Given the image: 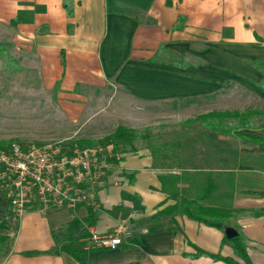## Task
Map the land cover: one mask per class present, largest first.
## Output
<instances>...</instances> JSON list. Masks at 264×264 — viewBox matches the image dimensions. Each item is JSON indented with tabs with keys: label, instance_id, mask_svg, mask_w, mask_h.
Here are the masks:
<instances>
[{
	"label": "crops",
	"instance_id": "crops-1",
	"mask_svg": "<svg viewBox=\"0 0 264 264\" xmlns=\"http://www.w3.org/2000/svg\"><path fill=\"white\" fill-rule=\"evenodd\" d=\"M0 42L14 68L37 76L62 107L83 109V121L99 123L108 113L106 103L85 110L98 105L87 98L108 101L117 90L122 124L132 128L130 121L187 122L211 110L264 108V74L250 63L264 52V0H0ZM197 99L204 109L192 111ZM208 99L216 101L209 108ZM179 105L186 114L175 113ZM163 107L171 110L160 113ZM252 118L256 126L245 130L264 137V117ZM234 137L243 147L218 145L214 166L178 157L162 167L147 146L120 152L96 191L92 223L86 205L29 206L17 215L0 197L7 237L0 264H81L62 244L84 248L88 264H228L188 255L196 247L241 261L224 240L226 226L245 236L252 264H264V146ZM181 198L228 210L224 228L171 211L152 218ZM126 223L115 248L90 239L91 230Z\"/></svg>",
	"mask_w": 264,
	"mask_h": 264
},
{
	"label": "rangeland",
	"instance_id": "rangeland-1",
	"mask_svg": "<svg viewBox=\"0 0 264 264\" xmlns=\"http://www.w3.org/2000/svg\"><path fill=\"white\" fill-rule=\"evenodd\" d=\"M4 47L5 45L2 46ZM14 65L5 53L0 54V140L30 143L66 141L80 137L97 138L112 132L127 118L124 108L120 107L118 90L108 101L106 96L87 98V103L98 105L87 107L85 110L94 111L106 103L107 106L103 109L108 113L99 123L83 121L86 115L83 109L78 112L76 109L71 111L62 107L51 88H46V84L40 83L38 77L29 74L26 69H16ZM202 100L193 101L196 103L192 106V111L204 109L203 106H198ZM215 103L216 101L209 99L205 102L207 108ZM181 106L175 107L176 114H186ZM168 109L171 110L167 107L160 108V113L166 114ZM129 110L134 112L133 108ZM73 115H77L75 119H72ZM192 116L189 118L193 119ZM256 119L250 118V122L254 124ZM130 122L144 134L133 141L135 146L148 147L167 142L166 160L173 164H176V157H180L183 164L214 166L217 164L218 145L227 149L243 147L241 140L228 135L220 137L218 133L204 127L200 121L162 120L152 124Z\"/></svg>",
	"mask_w": 264,
	"mask_h": 264
},
{
	"label": "built area",
	"instance_id": "built-area-1",
	"mask_svg": "<svg viewBox=\"0 0 264 264\" xmlns=\"http://www.w3.org/2000/svg\"><path fill=\"white\" fill-rule=\"evenodd\" d=\"M66 141L30 142L25 146L12 141L0 147V197L17 215L29 206H97L96 191L113 166L107 160L112 145L70 148ZM115 156L119 158L120 153ZM125 225L105 233L91 230L90 239L97 246L115 248L122 242Z\"/></svg>",
	"mask_w": 264,
	"mask_h": 264
},
{
	"label": "trees",
	"instance_id": "trees-1",
	"mask_svg": "<svg viewBox=\"0 0 264 264\" xmlns=\"http://www.w3.org/2000/svg\"><path fill=\"white\" fill-rule=\"evenodd\" d=\"M70 13L69 10H67ZM2 43L0 42V53H2ZM250 63L253 64L256 68H258L264 74V52L263 54L257 59H251ZM264 82V80H263ZM254 116L264 117V108H246L243 110H211L205 113H201L196 115L193 119H188L187 122L193 121H200L201 124L208 128L212 132L221 133L224 135H234L236 137H240L246 140L255 141L260 145L264 146V137L259 136L256 134L249 133L245 130L248 127H255V124L250 122V118ZM144 134L140 133L137 129L132 127H127L124 125H117L114 130L104 136H100L97 138L91 137H80L67 140V144L70 148L73 147H88L93 145H103L111 144L112 145V155L107 157V160L112 162L114 165L117 163L118 159L115 154L134 150L136 146L133 144V141L139 137H143ZM11 140H0V147H4L8 145ZM21 146H25V142L17 141ZM167 142L162 144H153L148 146L150 148V152L154 159V162L162 167H170L169 165L172 162H167L166 158L167 155L165 151L167 150ZM157 147L158 149H155ZM176 157V156H175ZM176 163L179 162L178 157L174 160ZM110 168L107 169V173L109 172ZM165 182V179H164ZM206 185H212L211 179H207ZM162 187L165 190V185L163 183L162 177ZM260 194L264 195V190L259 192ZM174 196V194H172ZM194 201L181 198L179 203L176 205L166 206L159 210H157L153 215L152 218H158L163 213H169L170 211L173 213H180L186 214L188 217L196 219L200 222H203L207 225L216 226L218 228H224V217L227 215L228 210L216 206L211 205H200L196 204L193 205ZM85 205V204H79ZM88 210V215L90 217V222L94 221L95 216V208L92 205H86ZM5 227V221H0V228ZM6 235L0 233V247L3 246ZM224 240H228L231 242L234 254L241 259V261L235 260L231 256H222L217 253L208 252L202 248L196 247L194 253L188 254L190 256H198V255H207L212 258H221L228 262V264H252L250 261L247 252H246V245H245V236L237 230L236 235L227 238L224 236ZM60 250L66 251L71 256H73L77 261L81 264H88L86 261L85 250L80 246H71L69 244H62L59 246ZM30 253H34L35 251H29Z\"/></svg>",
	"mask_w": 264,
	"mask_h": 264
},
{
	"label": "water",
	"instance_id": "water-1",
	"mask_svg": "<svg viewBox=\"0 0 264 264\" xmlns=\"http://www.w3.org/2000/svg\"><path fill=\"white\" fill-rule=\"evenodd\" d=\"M236 233H237V230L232 226H226L224 228V234L227 238H230V237L236 235Z\"/></svg>",
	"mask_w": 264,
	"mask_h": 264
}]
</instances>
